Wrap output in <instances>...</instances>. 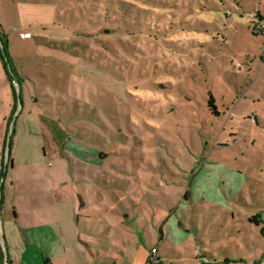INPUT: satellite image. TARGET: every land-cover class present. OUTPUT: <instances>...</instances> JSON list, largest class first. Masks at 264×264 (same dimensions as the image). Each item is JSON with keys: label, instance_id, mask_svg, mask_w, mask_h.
I'll return each instance as SVG.
<instances>
[{"label": "rangeland", "instance_id": "1", "mask_svg": "<svg viewBox=\"0 0 264 264\" xmlns=\"http://www.w3.org/2000/svg\"><path fill=\"white\" fill-rule=\"evenodd\" d=\"M4 34L11 212L70 190L93 264H264V0H0Z\"/></svg>", "mask_w": 264, "mask_h": 264}, {"label": "crops", "instance_id": "2", "mask_svg": "<svg viewBox=\"0 0 264 264\" xmlns=\"http://www.w3.org/2000/svg\"><path fill=\"white\" fill-rule=\"evenodd\" d=\"M38 33L40 35V32ZM48 172L49 178L66 176L67 168L65 170L61 169L60 173L52 169ZM69 175L71 177L70 170ZM51 192L52 190L49 191V194H53L54 201L49 205H45L46 208L42 211V213L44 212L42 218L36 215L37 208L35 209L33 206H28L25 212L26 216L19 218L16 207H14L15 211L11 212L14 202L6 201V195L3 196L0 207V243L5 245L11 264H30L28 259L32 247H35L33 248L35 251L40 249L39 245L34 242L41 240L46 242L45 247L47 250L46 253L42 251L43 264H45V258L51 264H93L95 255L91 252V246L95 244V241L87 236V230L84 229V224L87 223L86 217L89 216L88 211L82 209L84 205L79 206L75 194L73 195L70 190ZM31 197L27 196V198ZM247 218L248 216L246 220ZM107 224L109 225V223ZM46 226L50 227V233L44 235L43 238L38 232L32 230L33 228ZM107 228L106 235L109 239L110 228L109 226ZM83 244L90 250V256H87ZM108 244L110 245L109 242ZM111 245L113 246V244ZM96 253L107 256L110 251L109 249L106 251L98 249Z\"/></svg>", "mask_w": 264, "mask_h": 264}, {"label": "trees", "instance_id": "3", "mask_svg": "<svg viewBox=\"0 0 264 264\" xmlns=\"http://www.w3.org/2000/svg\"><path fill=\"white\" fill-rule=\"evenodd\" d=\"M0 41L2 43V47H0V56L2 58V62H3L4 67H5L4 69L7 71V74L9 75V78H10L11 82H14L15 81V82L19 83L20 77L18 76L17 72L13 70V68L8 63V60L6 58V56L9 58V41H8V36L5 35V34L4 35H1L0 36ZM73 45L79 46L75 42H73ZM82 54L84 55L83 52H82ZM259 59H263V58L260 56ZM91 60H93V59H91ZM11 87H12L13 92L15 93V90H14L13 86H11ZM213 101L214 100L211 97L210 100H209V103H210V106L213 107V109H215V105H214V102ZM214 113H216L215 110H214ZM8 155H9V152H8ZM9 160L10 159H9V156H8L6 162L9 163ZM7 163H6V165H7ZM0 190H1V186H0ZM0 196H1V191H0ZM2 200H3V198L1 196L0 197V207H1V204H2ZM79 203L82 205V201H79ZM247 221H249L250 223H253L256 226L263 225V221L260 219V216L257 215V214H253V215L249 216L247 218ZM159 231L161 233V229H159ZM159 261H160V258H159ZM44 263L45 264H51V262L47 258L44 259ZM0 264H11L10 259H9V256H8V254L6 252L5 245H2L1 243H0Z\"/></svg>", "mask_w": 264, "mask_h": 264}, {"label": "built area", "instance_id": "4", "mask_svg": "<svg viewBox=\"0 0 264 264\" xmlns=\"http://www.w3.org/2000/svg\"><path fill=\"white\" fill-rule=\"evenodd\" d=\"M146 264H163L161 261H159L157 249L155 247L150 250Z\"/></svg>", "mask_w": 264, "mask_h": 264}, {"label": "water", "instance_id": "5", "mask_svg": "<svg viewBox=\"0 0 264 264\" xmlns=\"http://www.w3.org/2000/svg\"><path fill=\"white\" fill-rule=\"evenodd\" d=\"M13 77V76H12ZM15 82V81H14Z\"/></svg>", "mask_w": 264, "mask_h": 264}]
</instances>
